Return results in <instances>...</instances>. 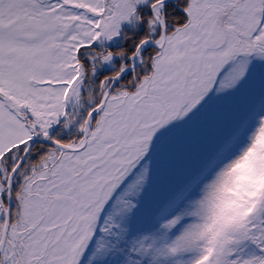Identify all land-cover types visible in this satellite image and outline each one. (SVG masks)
I'll return each mask as SVG.
<instances>
[{"label":"snow or ice","instance_id":"1","mask_svg":"<svg viewBox=\"0 0 264 264\" xmlns=\"http://www.w3.org/2000/svg\"><path fill=\"white\" fill-rule=\"evenodd\" d=\"M0 264H264V0H0Z\"/></svg>","mask_w":264,"mask_h":264}]
</instances>
